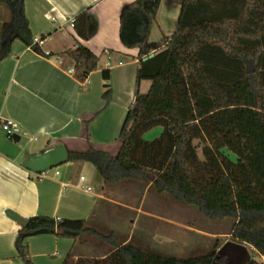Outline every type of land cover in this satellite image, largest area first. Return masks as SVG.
Instances as JSON below:
<instances>
[{
	"label": "trees",
	"instance_id": "1",
	"mask_svg": "<svg viewBox=\"0 0 264 264\" xmlns=\"http://www.w3.org/2000/svg\"><path fill=\"white\" fill-rule=\"evenodd\" d=\"M161 1L134 0L120 14V40L138 49L139 67L117 155L89 143L85 151L66 149L65 163L91 164L107 184L135 182L141 192L148 188L168 195L209 220H232L233 238L264 257V0H182L175 32L154 43L149 36ZM0 3L10 11L0 34V61L11 54L15 41L44 55L35 44L24 0ZM84 18L89 23L81 29ZM74 28L89 40L98 23L83 13ZM67 55L82 84L99 67L100 58L80 43ZM103 79L110 81V71L103 72ZM144 80L151 81L146 94L140 92ZM103 97L108 105L110 85ZM156 128L160 134L146 140ZM17 220L15 248L23 264H34L26 241L40 235L72 240L75 247L87 238L110 247L103 255L78 258L73 249L63 264H213L217 253L163 255L118 242L115 232L103 234L86 220Z\"/></svg>",
	"mask_w": 264,
	"mask_h": 264
},
{
	"label": "crops",
	"instance_id": "2",
	"mask_svg": "<svg viewBox=\"0 0 264 264\" xmlns=\"http://www.w3.org/2000/svg\"><path fill=\"white\" fill-rule=\"evenodd\" d=\"M133 1L24 0L34 39L42 35L46 38L40 46L44 55L15 41L11 54L0 61V125L10 120L21 129L20 142H15L0 126V264H23L15 248L20 229L17 219L48 216L55 220H86L92 225L112 214L117 223H131L132 232L142 218H154L172 227L180 225L145 207L147 189L136 205L117 202L111 195L119 194L123 183H105L91 164L68 162L52 169L45 179L25 168L31 156L59 144L68 150L85 151L90 143L97 150L117 155L118 137L135 99L139 67L138 49L126 48L119 37L120 14ZM181 10L182 0H162L149 41L159 43L173 35ZM83 13L98 23L96 34L89 40H83L69 24ZM88 23L87 18L81 19L80 28ZM78 43L100 58L98 69L85 84L74 77L71 71L75 63L67 55ZM106 70L111 74L109 82L103 79ZM106 85L111 88L108 105L103 97ZM150 86L151 81H142L140 92L148 93ZM154 203L160 202L150 204ZM126 241L131 242L132 237ZM26 242L34 264H63L73 249L76 258L89 256L83 254L85 244L75 247L72 240L54 235L35 236Z\"/></svg>",
	"mask_w": 264,
	"mask_h": 264
},
{
	"label": "rangeland",
	"instance_id": "3",
	"mask_svg": "<svg viewBox=\"0 0 264 264\" xmlns=\"http://www.w3.org/2000/svg\"><path fill=\"white\" fill-rule=\"evenodd\" d=\"M3 12L0 14V20L6 23L10 20V11L3 4ZM2 28L0 27V34ZM161 132L160 128L151 130L145 135L146 140L156 138ZM120 187L122 190L119 194L111 195L117 202L124 204L136 205L139 202L141 192L139 184L135 182L125 181ZM116 185V184H115ZM147 199L145 207H151L154 213L162 215L168 219L178 221L180 225L167 226L160 224L156 219L142 218L134 228L131 223H117V219L113 216L104 218L103 221L92 224L96 230L103 234H110L113 230L116 232V240L122 242L132 237V243L151 251L163 255H172L177 257H200L209 254L211 251L216 252L227 242L241 244L233 238L231 234L234 222L232 220L212 221L192 207L180 203L168 195H160L153 189L146 190ZM159 195V196H158ZM110 196V197H111ZM160 202L162 205L150 203L154 201ZM131 218H129L130 220ZM83 254L89 256L103 255L109 250V246L103 242L87 238L85 242ZM245 245V244H241ZM252 261L250 264H264V257L258 255L256 251L248 245ZM219 264V263H218Z\"/></svg>",
	"mask_w": 264,
	"mask_h": 264
},
{
	"label": "water",
	"instance_id": "4",
	"mask_svg": "<svg viewBox=\"0 0 264 264\" xmlns=\"http://www.w3.org/2000/svg\"><path fill=\"white\" fill-rule=\"evenodd\" d=\"M20 139V136L13 137L15 142H20ZM67 158L66 148L59 144L40 155L31 156L25 162V168L34 173H42L45 170L54 169L64 164ZM222 258L225 259L224 264H250L252 261L248 247L233 242H227L217 251L213 264H218V261Z\"/></svg>",
	"mask_w": 264,
	"mask_h": 264
},
{
	"label": "built area",
	"instance_id": "5",
	"mask_svg": "<svg viewBox=\"0 0 264 264\" xmlns=\"http://www.w3.org/2000/svg\"><path fill=\"white\" fill-rule=\"evenodd\" d=\"M74 19H72L69 24H70V28L73 29L74 28ZM63 34H66L67 31L63 30L62 32ZM35 44H37L38 46H41L43 44V41H41L40 39H35ZM31 49V48H30ZM73 72V70L71 71ZM1 128L2 130L7 134V136L9 138H13L14 136H20L21 137V129L19 128V126L17 124H15L14 122L10 121V120H5L1 122ZM52 171V169H48L43 171L42 173H36V176L39 179H45L48 178L50 176V172ZM60 173L58 171L55 172V175L58 176ZM85 177H81V181H84ZM87 191H91L90 187L86 188Z\"/></svg>",
	"mask_w": 264,
	"mask_h": 264
},
{
	"label": "flooded vegetation",
	"instance_id": "6",
	"mask_svg": "<svg viewBox=\"0 0 264 264\" xmlns=\"http://www.w3.org/2000/svg\"><path fill=\"white\" fill-rule=\"evenodd\" d=\"M218 263H219V264H224V263H225V259H223V258L220 259V260L218 261Z\"/></svg>",
	"mask_w": 264,
	"mask_h": 264
}]
</instances>
